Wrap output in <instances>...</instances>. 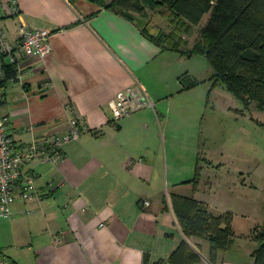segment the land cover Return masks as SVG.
I'll list each match as a JSON object with an SVG mask.
<instances>
[{"label":"crops","instance_id":"0c3cea01","mask_svg":"<svg viewBox=\"0 0 264 264\" xmlns=\"http://www.w3.org/2000/svg\"><path fill=\"white\" fill-rule=\"evenodd\" d=\"M12 2L0 0V28L11 43L21 22L50 29L49 52L20 56L17 80L2 85L0 114L14 143L64 133L72 116L86 129L61 145L59 161L35 158L25 167L37 194L12 204L15 217L29 218L0 254L16 264H153L185 239L201 255L197 264H251L258 241L237 244L248 234L234 217L236 238L212 262L208 239L184 235L172 209L178 194L221 212L204 194L198 143L181 136L177 121L190 91L181 78L197 74L183 54L90 0H15L17 14ZM138 86L152 105L114 122L110 101Z\"/></svg>","mask_w":264,"mask_h":264},{"label":"trees","instance_id":"16d2710c","mask_svg":"<svg viewBox=\"0 0 264 264\" xmlns=\"http://www.w3.org/2000/svg\"><path fill=\"white\" fill-rule=\"evenodd\" d=\"M90 1L134 21L142 35L162 49L203 56L215 82L224 84L244 106L254 100L264 108V0ZM149 9H159L165 19H175L173 28L166 31L147 18ZM205 14H209L208 19L200 27L192 45L183 50L181 46L185 39L182 33L197 26ZM4 75L1 86L7 79L17 80L16 67L7 59L4 61ZM183 77V88L197 83L184 82ZM171 205L184 235L208 239L212 262L218 250L227 249L236 236L231 210L214 214L203 201L178 194L171 196ZM251 236L258 241L251 264H264V228H254ZM200 260V253L184 239L168 258L153 264H197Z\"/></svg>","mask_w":264,"mask_h":264},{"label":"rangeland","instance_id":"374dc122","mask_svg":"<svg viewBox=\"0 0 264 264\" xmlns=\"http://www.w3.org/2000/svg\"><path fill=\"white\" fill-rule=\"evenodd\" d=\"M160 14L159 9L147 11V17H154L170 31L176 20L172 17L162 19ZM208 17L209 14H205L197 26L182 33L183 50L192 45ZM182 54L188 69L197 72H185L183 81L197 83L185 88L190 91L182 95L183 102L179 105L182 111L177 120L182 132L179 131L187 141L198 143L197 158L204 178V194L221 210L213 213L231 210L236 226L248 234L236 236L241 237L237 244L247 239L248 247L252 230L264 228V108L254 100L244 106L224 84L215 82L203 56ZM11 211L8 217L0 216V249L6 251L13 245L17 230L29 218L28 213L22 212L15 217L13 206Z\"/></svg>","mask_w":264,"mask_h":264},{"label":"built area","instance_id":"2783aa9c","mask_svg":"<svg viewBox=\"0 0 264 264\" xmlns=\"http://www.w3.org/2000/svg\"><path fill=\"white\" fill-rule=\"evenodd\" d=\"M15 0L12 2V12L18 13ZM18 39L11 43L5 32L0 28V102L2 101V86L4 81V61L7 59L16 65L20 56L43 57L50 50V29L29 26L21 22L18 29ZM144 105H152L145 90L126 88L118 91L110 101L113 121L136 111ZM9 118L0 114V216L11 215L12 204L17 198L29 200L37 194L34 175L25 167L35 158L43 162H57L62 158L61 145L77 139L86 128L76 116L69 119V125L64 133H51L16 145L8 130ZM148 201H145L147 204ZM0 264H16L0 254Z\"/></svg>","mask_w":264,"mask_h":264}]
</instances>
